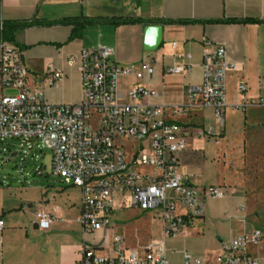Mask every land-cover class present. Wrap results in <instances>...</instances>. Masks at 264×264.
I'll list each match as a JSON object with an SVG mask.
<instances>
[{
	"label": "crops",
	"instance_id": "0c3cea01",
	"mask_svg": "<svg viewBox=\"0 0 264 264\" xmlns=\"http://www.w3.org/2000/svg\"><path fill=\"white\" fill-rule=\"evenodd\" d=\"M82 17L145 22L120 26L96 23L87 26L81 37L70 40L73 27L59 22ZM0 21L32 23L17 29L14 43L30 72L44 81V97L52 105L83 100L79 64L71 66L69 60L84 49H113L117 63L124 68L154 63L156 72L151 78L120 77V91L127 94L136 84L156 91L158 96L145 102L164 106L167 119L190 132L187 149L179 155V172L197 187L227 191L224 198L207 201L202 217L178 235L167 237L155 214L132 208L127 198L117 200L109 231L89 232L78 221L80 189L38 186L40 195H27L29 182H20L16 189L2 185L0 218L5 225L0 231V264H81L86 248L112 255L114 236L122 237L128 250L140 253L163 244L170 264H183L185 253L204 264H217L221 243L243 232L237 218L245 192L234 152L237 142L226 131V111L236 108L246 112L262 106L264 0H0ZM218 47L225 48L228 61L236 66L226 79L223 122L213 109L192 105L187 96L189 87L202 84L204 51ZM183 63L192 65L189 74L166 72ZM58 71L63 76L50 85L48 79ZM240 85L246 86V91L240 92ZM178 107L182 110L177 112ZM209 130L212 136L200 137ZM37 212L52 217L49 231L38 227Z\"/></svg>",
	"mask_w": 264,
	"mask_h": 264
},
{
	"label": "built area",
	"instance_id": "2783aa9c",
	"mask_svg": "<svg viewBox=\"0 0 264 264\" xmlns=\"http://www.w3.org/2000/svg\"><path fill=\"white\" fill-rule=\"evenodd\" d=\"M4 28L0 21V142L19 141L17 150L28 153L51 152L52 174L65 186L82 192L78 221L85 231H109L117 200L122 197L132 208L155 214L165 235L173 237L204 215L208 200L226 196L225 188L197 187L179 172V155L187 149L190 132L169 121L164 106L145 102L156 98V91L141 84L127 94L120 91V77L151 78L156 72L154 63L124 68L117 63L113 49H84L69 60L71 66L79 64L83 100L52 105L45 100L44 81L30 72L21 49L4 37ZM202 69V84L189 87L187 96L192 105L213 109L223 122L226 79L236 66L228 61L225 48L218 47L204 51ZM191 70V64L183 63L166 72L186 75ZM62 76L55 72L48 83L56 85ZM246 89L239 86L240 92ZM212 135V130L200 133L202 138ZM143 168L152 173L141 172ZM36 221L42 231H49L53 219L37 212ZM4 225L0 218V231ZM263 238L264 232L255 228L223 241L217 264H264V254L254 253ZM112 242V255L86 248L81 264H170L163 244L140 253L125 248L120 236H114ZM183 264L204 261L185 253Z\"/></svg>",
	"mask_w": 264,
	"mask_h": 264
},
{
	"label": "rangeland",
	"instance_id": "374dc122",
	"mask_svg": "<svg viewBox=\"0 0 264 264\" xmlns=\"http://www.w3.org/2000/svg\"><path fill=\"white\" fill-rule=\"evenodd\" d=\"M7 93L10 95L13 92ZM226 131L237 142L234 152L245 192L237 223L241 225L242 233L255 228L264 232V105L251 107L246 112L236 108L228 109ZM19 145L20 142L16 140L0 142V187L3 185L8 189L9 185L16 189L20 182L23 185L29 182L27 195H40L36 188L38 186L64 188L62 180L52 174V154L49 150H33L28 153L18 151ZM8 149L12 152H4ZM15 152L18 155L12 157ZM141 172L152 173V170L143 168ZM254 253L264 254V238Z\"/></svg>",
	"mask_w": 264,
	"mask_h": 264
},
{
	"label": "trees",
	"instance_id": "16d2710c",
	"mask_svg": "<svg viewBox=\"0 0 264 264\" xmlns=\"http://www.w3.org/2000/svg\"><path fill=\"white\" fill-rule=\"evenodd\" d=\"M145 22L141 19H129V18H113V19H89V18H72V19H64L60 21V24H66L70 25L73 27L72 34L70 37V40H74L76 38H79L82 36V32L84 29L92 24L96 23H109L115 26H120V25H127V24H136V23H142ZM230 22H236V21H230ZM247 22H257V21H247ZM32 23H27V24H6L5 23V28L3 31L4 37L11 41L15 42V32L17 29L20 27L24 26H30Z\"/></svg>",
	"mask_w": 264,
	"mask_h": 264
},
{
	"label": "water",
	"instance_id": "95a60500",
	"mask_svg": "<svg viewBox=\"0 0 264 264\" xmlns=\"http://www.w3.org/2000/svg\"><path fill=\"white\" fill-rule=\"evenodd\" d=\"M18 155V153H15L14 155H12V157H15V156H17ZM8 162H10V160H8Z\"/></svg>",
	"mask_w": 264,
	"mask_h": 264
}]
</instances>
